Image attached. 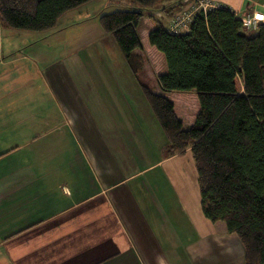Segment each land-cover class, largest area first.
<instances>
[{
    "label": "crops",
    "instance_id": "crops-1",
    "mask_svg": "<svg viewBox=\"0 0 264 264\" xmlns=\"http://www.w3.org/2000/svg\"><path fill=\"white\" fill-rule=\"evenodd\" d=\"M202 3L264 24V0H164L152 14L171 29ZM61 18L19 43L0 22V264H246L239 236L203 212L191 147L165 155V132L147 139L91 65L44 48L73 24Z\"/></svg>",
    "mask_w": 264,
    "mask_h": 264
},
{
    "label": "trees",
    "instance_id": "trees-1",
    "mask_svg": "<svg viewBox=\"0 0 264 264\" xmlns=\"http://www.w3.org/2000/svg\"><path fill=\"white\" fill-rule=\"evenodd\" d=\"M89 1L0 0V22L51 30ZM162 1L129 0L100 23L134 73L142 66L136 49L153 63L160 87L144 90L168 139L165 155L191 147L205 216L239 236L246 264H264V24L246 32L239 15L218 6L197 12L179 33L152 14Z\"/></svg>",
    "mask_w": 264,
    "mask_h": 264
},
{
    "label": "rangeland",
    "instance_id": "rangeland-1",
    "mask_svg": "<svg viewBox=\"0 0 264 264\" xmlns=\"http://www.w3.org/2000/svg\"><path fill=\"white\" fill-rule=\"evenodd\" d=\"M128 2L129 0H122L121 2L91 0L78 8L67 11L62 16L59 24L65 26L68 20H72L73 24L69 23L71 25L63 29L65 32L60 38L51 39L52 41H49L50 46L45 45L44 48L49 50V52L55 53L57 49H60V53L72 54L70 59L71 64L77 62V60H83L84 64L91 65L98 72L96 73L97 76L102 81L106 80V84L110 85V87L108 86L109 95L111 97L116 95L118 102L120 99L124 102V105L118 103L119 108L122 107L124 110L132 112L134 118H136V126L143 130V133L147 135V139L152 138L155 143V141L165 140V134L144 90V85L155 87V84L158 82V77L153 70V63L144 51L138 48L135 50V53L138 60H141L138 62L142 66L135 73L136 75L132 73L130 65L119 48L115 37L112 34H108L100 23V16L102 14L117 9H126V3ZM144 27L146 28L147 26L143 19L139 28L143 39L146 38L145 30H143ZM5 28L4 34H7L5 41H7L8 35L12 36L16 32L20 34L18 39L14 40L17 37H12L11 39L17 43L22 41L26 35L40 37L47 34V30L28 31L10 27ZM22 34L24 37L21 36ZM99 78L98 80L101 81ZM102 95L106 101V95ZM106 102L109 104L111 102L108 95ZM193 121L194 119H187L186 124L190 125ZM158 170L156 169L154 172H158Z\"/></svg>",
    "mask_w": 264,
    "mask_h": 264
},
{
    "label": "built area",
    "instance_id": "built-area-1",
    "mask_svg": "<svg viewBox=\"0 0 264 264\" xmlns=\"http://www.w3.org/2000/svg\"><path fill=\"white\" fill-rule=\"evenodd\" d=\"M210 8H215V4L206 3L201 4L200 6H197L193 11L187 12L176 19V21L173 23L170 30L172 31H181L182 29L188 30L190 27V22L193 20L194 16L197 12L203 10L208 11ZM242 20L243 29L250 32L252 30H256L261 25V19L254 14L252 11L247 10L239 15Z\"/></svg>",
    "mask_w": 264,
    "mask_h": 264
}]
</instances>
